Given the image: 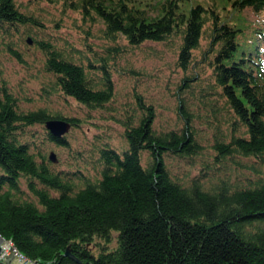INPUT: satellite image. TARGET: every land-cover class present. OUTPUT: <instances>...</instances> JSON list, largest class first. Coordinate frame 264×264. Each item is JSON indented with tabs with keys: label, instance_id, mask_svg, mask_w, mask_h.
<instances>
[{
	"label": "trees",
	"instance_id": "trees-1",
	"mask_svg": "<svg viewBox=\"0 0 264 264\" xmlns=\"http://www.w3.org/2000/svg\"><path fill=\"white\" fill-rule=\"evenodd\" d=\"M63 4L99 18L115 43L122 37L131 46L176 38L177 63L185 71L206 37L200 59L210 69L208 92L222 98L231 112L232 133L227 141L216 139L214 148L221 158H251V164L236 163L258 174L247 183L221 179L207 187L198 179L178 180L164 157L198 151L188 106L183 100L178 104L181 128L157 131L155 111L140 95L141 113L127 114L122 122L128 148L120 152L108 142L95 147L99 176L90 178L80 168L56 171L46 157L36 158L25 128L49 118L79 126L78 118L42 107L23 110L0 76V236L39 264H264V0ZM34 22L39 23L15 0H0L4 32ZM33 40L45 53L55 91L90 108L112 100L114 81L106 63L84 65L48 40ZM192 78L186 74L183 82ZM45 133L46 140L69 145L66 135ZM143 151L148 152L145 163ZM77 178L84 180L82 186Z\"/></svg>",
	"mask_w": 264,
	"mask_h": 264
},
{
	"label": "rangeland",
	"instance_id": "rangeland-1",
	"mask_svg": "<svg viewBox=\"0 0 264 264\" xmlns=\"http://www.w3.org/2000/svg\"><path fill=\"white\" fill-rule=\"evenodd\" d=\"M20 11L39 23L11 26L7 32L0 29V76L7 88L17 98L23 110L42 107L52 113L78 118L79 126L71 125L66 137L69 145H57L45 139V124L25 128L24 138L32 143L33 152L40 161L54 170L75 171L80 168L90 178L99 176L96 166V146L108 142L120 152L128 148L123 120L127 114L138 115L141 109L137 96L152 105L155 111L153 127L157 131L179 129L184 118L178 104L183 100L191 113V124L198 141V151L191 156L165 155L171 174L188 183L198 179L207 187L226 179L243 184L258 173L236 163V160L253 163L251 158L226 156L221 158L214 148L216 139L228 140L232 133L231 112L217 94L208 92L210 69L201 62V48L208 40L202 38L201 46L194 50L196 62L187 71L177 63L178 42L145 41L131 46L122 37L118 43L110 40L99 18L84 16L67 8L63 0H15ZM32 42H27V38ZM50 41L58 50L84 65L106 63L112 70L114 94L104 107L90 108L72 97L66 98L51 87L50 73L45 70V53L33 40ZM11 43L19 56L9 50ZM100 74L99 68H94ZM192 78L183 82L185 75ZM200 78V79H198ZM242 128L239 129V132ZM53 152L55 160L50 161ZM148 152H142L145 163ZM82 186L83 179H75ZM26 189V184L23 183ZM115 243L117 232H112ZM12 264H16L13 261Z\"/></svg>",
	"mask_w": 264,
	"mask_h": 264
},
{
	"label": "water",
	"instance_id": "water-1",
	"mask_svg": "<svg viewBox=\"0 0 264 264\" xmlns=\"http://www.w3.org/2000/svg\"><path fill=\"white\" fill-rule=\"evenodd\" d=\"M27 42L31 43L32 39L29 37L27 38ZM71 122L62 119V118H49L45 122V126L49 132H51L53 135L57 137H63L66 135V133L69 131L71 127ZM49 158L54 161L55 160V154L53 152L50 153ZM4 238L0 236V253L2 251L1 244L3 242ZM66 254L76 259V257L69 251H66ZM14 261L13 255L8 256L5 260H0V264H12ZM39 264V263H34Z\"/></svg>",
	"mask_w": 264,
	"mask_h": 264
},
{
	"label": "built area",
	"instance_id": "built-area-1",
	"mask_svg": "<svg viewBox=\"0 0 264 264\" xmlns=\"http://www.w3.org/2000/svg\"><path fill=\"white\" fill-rule=\"evenodd\" d=\"M2 251L0 253V260H5L8 256L13 255L16 264H34L37 260L31 259L26 254L21 252L13 243L12 240L4 239L2 244Z\"/></svg>",
	"mask_w": 264,
	"mask_h": 264
}]
</instances>
